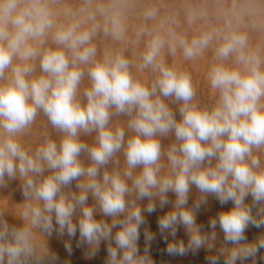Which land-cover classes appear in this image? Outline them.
<instances>
[{
	"label": "clouds",
	"instance_id": "obj_1",
	"mask_svg": "<svg viewBox=\"0 0 264 264\" xmlns=\"http://www.w3.org/2000/svg\"><path fill=\"white\" fill-rule=\"evenodd\" d=\"M157 212L169 256L264 264V0H0V264H157Z\"/></svg>",
	"mask_w": 264,
	"mask_h": 264
},
{
	"label": "rangeland",
	"instance_id": "obj_2",
	"mask_svg": "<svg viewBox=\"0 0 264 264\" xmlns=\"http://www.w3.org/2000/svg\"><path fill=\"white\" fill-rule=\"evenodd\" d=\"M186 66L189 67L190 71H192L196 81L199 84L202 95H204L205 97H209L210 89L208 87L207 80H206V73L208 70L207 59H203V60L195 62L194 64H190ZM16 199H19V196H16ZM219 207L220 206L217 203L212 202L211 211L201 214L198 217V222L199 221L206 222L208 219V216L211 214H214L215 211L219 209ZM226 207H230V205ZM161 214L162 213L157 212L147 217V220L149 222L148 226L150 227V230L157 233V240L154 241L152 244V255L154 259L157 261V264H205L204 256L206 255V253L203 250H201V252L197 255L189 254L186 257H172V256H169L164 251V249L166 248V245L159 236L157 223H156L157 216ZM260 231L261 230H258L255 228H250L247 231L246 235L249 240H252L255 236L259 234ZM179 236L181 237L184 236V233L182 230L179 233ZM141 245H143V237L141 238ZM53 246L54 248L59 250L62 258L70 259L71 264H101V260L99 257L93 260L86 258L83 250L75 249L74 247L73 255L71 257H68L67 253L64 251L61 244L54 242Z\"/></svg>",
	"mask_w": 264,
	"mask_h": 264
}]
</instances>
